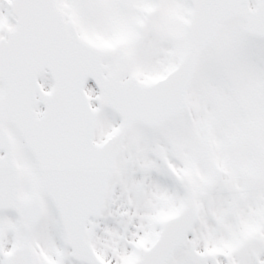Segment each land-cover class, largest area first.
Wrapping results in <instances>:
<instances>
[{"label": "snow or ice", "instance_id": "6c2138e0", "mask_svg": "<svg viewBox=\"0 0 264 264\" xmlns=\"http://www.w3.org/2000/svg\"><path fill=\"white\" fill-rule=\"evenodd\" d=\"M0 264H264V0H0Z\"/></svg>", "mask_w": 264, "mask_h": 264}]
</instances>
